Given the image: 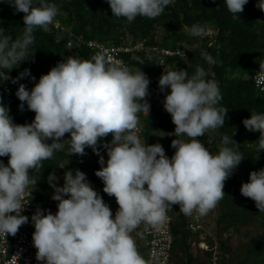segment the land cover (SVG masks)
I'll return each instance as SVG.
<instances>
[{"label": "clouds", "instance_id": "obj_1", "mask_svg": "<svg viewBox=\"0 0 264 264\" xmlns=\"http://www.w3.org/2000/svg\"><path fill=\"white\" fill-rule=\"evenodd\" d=\"M106 2L112 16L131 23L137 17H160L174 0ZM248 2L225 0L233 15L242 13ZM9 4L15 12L24 13V28L15 39L0 28V78L13 84L24 77L35 81L27 68L16 78L2 70L10 72L33 58L34 30L46 32L50 25L58 26L60 9L48 0H11ZM256 6L264 12V0ZM187 31L199 38L214 35L201 24H193ZM146 49L151 50L150 46ZM201 57L210 66L215 63L206 51H201ZM145 73L113 62L103 51L90 59L68 56L42 74L31 91L19 84L15 93L21 102L19 109L24 111L26 104L35 113L31 123H14L9 108L0 104V157H8L7 164L0 161V235L15 236L29 223L22 212L26 210L25 194L35 191L38 183L32 173L66 147L70 156L83 157L85 149L91 148L100 157L101 168L95 175L103 181V192L114 196L118 204L113 216L79 169L65 171L62 187L50 174L58 210L45 214L46 210L37 207L31 216L32 244L41 264H148L132 236L142 223H163L174 205L185 216H206L224 198L225 181L243 156L235 150L239 144L228 135L221 136L215 153L200 139L225 125L228 108L219 106L222 94L218 82L209 79L199 64L191 75L175 68L160 76L159 91L170 89L163 107L175 125L176 138L171 142L175 152L169 158L161 144L149 145L138 135L139 115L148 116L151 107L146 99L150 80ZM155 79L157 82L158 77ZM256 87L264 91V84L256 81ZM242 122L248 131L260 133L256 153L264 150V114L252 111ZM109 135L111 141L101 144ZM101 146L107 151L106 166ZM240 192L264 212V168L250 172L249 182L242 183Z\"/></svg>", "mask_w": 264, "mask_h": 264}, {"label": "trees", "instance_id": "obj_2", "mask_svg": "<svg viewBox=\"0 0 264 264\" xmlns=\"http://www.w3.org/2000/svg\"><path fill=\"white\" fill-rule=\"evenodd\" d=\"M11 0H0V28H4L13 39L23 32L24 13L15 12L9 3ZM60 9L56 20L64 25L65 31L49 26L48 31L39 28L33 32L34 43L30 47L29 61L21 63L10 72L11 78H16L24 69H29L38 82L42 74H47L58 62L68 56H78L90 59L99 52L91 48L88 41H96L103 45H133L144 41L151 50H135L122 56L131 68L141 69L158 80L163 72L185 69L190 75L199 64L208 72V78L218 82L222 100L219 106L228 108L225 125L215 133L200 137L210 150L217 152L221 146V136L228 135L239 144L235 150L242 154L243 159L233 174L225 181L224 198L211 210L209 223L206 216L196 218L185 216L174 205L168 212L171 216L170 230L173 243L170 250V264H264V212H259L255 202L241 195L242 183L249 182V174L264 168V150L256 153V141L259 132L248 131L243 120L250 118L251 112L264 114V91L256 87L255 75L264 62V12L256 5L259 0H249L240 14H231L225 0H174L166 7L164 13L156 19L137 17L133 22L126 18L112 16L106 0H48ZM193 24H201L213 30L210 35L199 38L187 31ZM73 35L74 51L68 50L67 41ZM213 42L210 46L209 42ZM159 46L178 53L163 55L154 52L153 47ZM181 51L185 52V56ZM201 51L208 52L215 63L209 65L202 57ZM164 58V59H163ZM164 60V62H163ZM30 77L20 79L13 84L11 80L0 78V104L9 108V114L14 123L27 124L34 120L35 113L27 109L20 111V101L15 95L19 84H24L31 91L33 84ZM10 86L12 93L7 94L5 86ZM170 91V89H169ZM141 140L149 145L159 143L165 154L171 158L175 149L171 142L176 138L173 134L175 125L164 107L155 106L150 116H145ZM162 134L164 143L157 140ZM67 138V134L65 136ZM111 135L101 142H110ZM231 146V145H229ZM100 155L104 157L105 165L108 159L107 151L99 147ZM83 157L70 156L67 147L54 154L53 158L43 162V167L32 173L37 178L35 191H31L32 203L36 211L40 207L52 214L57 212V201L52 199L54 188L49 184V175L57 178L54 183L58 187L64 184L65 171L76 169L86 174L87 180L102 196L110 207L113 216L118 204L114 196L103 192V181L95 175L101 168L99 156L91 148L85 149ZM258 155L259 159H256ZM8 162V157H4ZM199 220L204 227L192 230L190 221ZM208 225L214 230L208 234ZM139 226L133 233L138 251L148 258L147 248L143 245V233ZM34 231V226H33ZM226 234V236H225ZM191 242L197 245V253L192 250ZM206 242L208 248L200 244Z\"/></svg>", "mask_w": 264, "mask_h": 264}, {"label": "built area", "instance_id": "obj_3", "mask_svg": "<svg viewBox=\"0 0 264 264\" xmlns=\"http://www.w3.org/2000/svg\"><path fill=\"white\" fill-rule=\"evenodd\" d=\"M58 22V26L56 23L53 24L55 28L60 29L61 31H65V27L61 24L60 21ZM91 48H97L99 52L103 51L106 57L110 58L113 62H122L124 65H128L125 58L122 56L124 53L134 52L135 50L142 51L147 48L144 41H137L133 45H121V46H113V45H103L96 41H88L87 43ZM68 50L71 53H75L74 46L75 40L73 35H71L67 41ZM154 52L160 53L163 55H170L173 53H178L179 50L173 51L171 49H161L158 46L153 47ZM182 55L185 56V52L181 51ZM164 59V58H163ZM164 62V60H163ZM130 67V66H129ZM264 69V64L261 70ZM259 71L256 75V81L258 84H264V71ZM145 73V72H144ZM150 80L149 84V96L146 98L150 104V116L153 113V110L156 104H159L163 107V99L166 94L170 91L165 90V92H160L158 88V84L156 82L155 77L150 76L148 73H145ZM31 84H35V81L32 79L29 80ZM263 87V86H262ZM5 90L8 95L12 93L10 86L6 85ZM147 116L144 113L139 115L140 125H139V132L138 135L142 136L143 132V117ZM51 143V141H48ZM0 161H3L7 164L4 157H0ZM32 193L31 190L25 194L24 203L26 204V210L22 212V215H26L29 217V223L22 225L15 236L7 235L6 237L0 235V264H41V262L37 261L35 258L36 249L33 247L32 244V233L33 225L31 223V216L34 214L35 209L31 199ZM196 218L198 214H196ZM170 222L171 216L169 212H167V219L156 226L148 225L142 223V230L143 233V245L147 248L148 253V264H170V250L173 243V235L170 230ZM204 223H201L199 220L190 221L189 227L192 230H198L204 227ZM204 248H208L206 242H202L200 244Z\"/></svg>", "mask_w": 264, "mask_h": 264}, {"label": "rangeland", "instance_id": "obj_4", "mask_svg": "<svg viewBox=\"0 0 264 264\" xmlns=\"http://www.w3.org/2000/svg\"><path fill=\"white\" fill-rule=\"evenodd\" d=\"M157 140L158 141H161L163 144H165L163 141H164V136L162 135V134H160L158 137H157ZM210 213L211 212H209L207 215L208 216H206V218H205V223H209V218H210ZM209 227H208V234H210V233H212V230H214V228H213V225L211 226V225H208ZM225 236H226V234H225ZM135 237L136 236H134L133 238L135 239ZM191 246H192V250H193V252L196 254L197 253V251H198V249H197V245L194 243V242H191Z\"/></svg>", "mask_w": 264, "mask_h": 264}]
</instances>
